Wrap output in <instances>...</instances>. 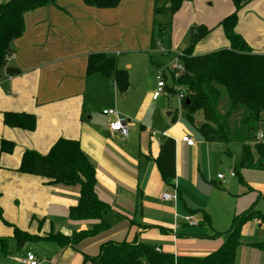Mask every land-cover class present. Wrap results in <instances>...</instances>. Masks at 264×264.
<instances>
[{
	"label": "crops",
	"instance_id": "1",
	"mask_svg": "<svg viewBox=\"0 0 264 264\" xmlns=\"http://www.w3.org/2000/svg\"><path fill=\"white\" fill-rule=\"evenodd\" d=\"M220 1L225 8L216 29L211 26L215 24L201 23L212 31L197 43L195 55L230 46L219 22L234 10V4ZM156 8L157 0H122L114 8L58 0L25 15V31L8 62V67L19 72L0 81V206L4 218L40 236L51 232L72 235L90 227L91 222L69 217L70 208L79 203V185L50 184L47 178L18 171L26 150L46 154L59 138L80 142L95 167L97 194L111 207L105 217L111 227L76 246L61 247L50 240L19 244L11 239L10 248L13 242L23 249L30 244L33 248L27 254L34 253L39 264H91L85 256H96L108 240L136 239L175 256L204 257L227 241L236 215L251 207L264 213V185L251 176L264 168H242V151L234 159L229 149L216 166L203 149L218 142L193 138L196 143L189 146L181 141L184 134H192L180 124L179 109L167 108L160 102L162 96L152 98L157 82L147 55L153 51ZM238 16L236 32L254 52L264 54V0H249ZM162 45L157 42L156 47ZM94 53L112 55L120 68L128 69L125 91L119 90L112 77L88 74V59ZM110 108L128 118V137L108 130L109 117L102 111ZM6 112L34 114L35 130L6 125ZM166 137L176 145L174 186L165 184L155 162ZM3 139L15 143L12 153L1 149ZM174 191L177 200L162 199L163 192ZM189 214L195 215L198 225L187 222ZM13 231L0 218V236L12 237ZM261 236L264 224L259 220L244 225L239 248L251 249L243 264H264V257H256L251 245L252 239ZM26 258L24 252L14 257L0 255V264H25Z\"/></svg>",
	"mask_w": 264,
	"mask_h": 264
},
{
	"label": "trees",
	"instance_id": "2",
	"mask_svg": "<svg viewBox=\"0 0 264 264\" xmlns=\"http://www.w3.org/2000/svg\"><path fill=\"white\" fill-rule=\"evenodd\" d=\"M58 0H0V81L10 76L6 74L8 62L16 51V40L25 31V15L35 9L56 4ZM85 4L98 8L117 7L122 0H83ZM184 0H170V8L178 10ZM249 0H232L234 10L224 17L219 26L223 28L230 46L205 54H194L198 42L206 37L212 28L204 24L191 28L190 45L179 54L178 61L183 70H173L172 83L166 89L173 94L184 93L182 108L187 119L207 142L229 143L240 141L243 150L240 155L242 168H264V141L256 142V133L264 120V54L252 50L247 41L236 32L238 13ZM160 9L156 8L155 12ZM156 25L159 34L165 27L154 22L152 46L157 43ZM171 42H169L170 50ZM88 74L102 73L112 77L120 91L129 87V71L120 68L116 57L105 53H94L88 59ZM165 89V92H166ZM229 107L220 110L223 97ZM201 112L203 120L195 124V114ZM237 115L238 119H234ZM4 123L11 127L33 131L37 118L31 113L6 112ZM15 143L3 139L1 149L12 153ZM155 162L166 185L174 186L176 177V145L172 138H164ZM18 171L47 178L50 184L79 185V203L71 207L69 217L77 222H91L87 230L72 235L51 232L48 235H33L9 223L4 218L0 206V218L12 226L13 236H0V255H10V242L19 244L28 241L50 240L59 246H76L83 240L94 237L109 229L111 224L106 215L111 210L108 203L101 200L96 191L97 178L93 163L83 152L76 139L59 138L46 154L35 150L23 153ZM257 219L264 224V213L249 208L233 219L229 236L215 252L204 256H175L171 252L158 250L153 244L138 241L108 240L100 245L96 256H85L91 264H235L237 250L242 244V229L250 221ZM264 250V242L251 243Z\"/></svg>",
	"mask_w": 264,
	"mask_h": 264
},
{
	"label": "rangeland",
	"instance_id": "3",
	"mask_svg": "<svg viewBox=\"0 0 264 264\" xmlns=\"http://www.w3.org/2000/svg\"><path fill=\"white\" fill-rule=\"evenodd\" d=\"M157 7L160 9V11L157 13L155 12L154 22L162 27H165V33L160 35L157 28L158 26L156 25L155 37L156 41H162L164 46L162 45V47H156L155 45L154 47H150L151 49L153 48V51L150 52L147 57L149 59V63H151L149 64L150 67H153V69H155L154 81L157 82V74L161 72L164 75V78L169 86L172 83L171 72L175 69V64L180 63L178 61L179 54L182 52V50L190 45L191 28L204 22L207 25L215 24L211 26H215L216 29V24L219 20L218 16L222 12V10H224L225 4L220 0H184L181 7L178 10L174 11L170 8V0H157ZM169 42H171L172 46H174L173 49H171L170 47L169 50ZM161 48H164L166 51L161 52ZM156 62L161 63V65L155 64ZM165 94L171 98L170 101H168L165 96H162L160 102L163 103L167 108L168 105L170 109L178 108V119L180 124H182L187 129V131L192 134V138H194L196 141H199L202 136L197 131L196 127L187 119L186 112L182 108L178 95L173 94V92L169 89H166ZM228 107V99L226 96H224L220 104V110L222 112H226ZM194 118L195 124L199 125L202 121V113H196ZM234 119H238V116L235 115ZM242 148L243 143L240 141L216 143L213 146L204 147L203 154L206 156L211 155V157L215 161V165L217 166L220 164V159L223 157V154L227 149L231 151L232 156L234 157V159H236L239 152L242 151ZM227 159L229 160L228 156ZM237 171H239V173L241 174L243 173V170L239 167L238 164ZM251 176L252 178H255L254 180H256V182L264 185V170H255L254 172H252ZM262 241H264V236L252 239L251 242ZM29 248L33 247L28 244V247L23 249V247H15V244L13 242L10 248V256L14 257L24 252V256L26 257L27 250ZM248 249L251 248L243 246L238 249L236 264H243L244 257H246L245 253L249 251ZM32 250L38 252L35 248ZM253 253H256V257H264L263 249L255 247Z\"/></svg>",
	"mask_w": 264,
	"mask_h": 264
},
{
	"label": "built area",
	"instance_id": "4",
	"mask_svg": "<svg viewBox=\"0 0 264 264\" xmlns=\"http://www.w3.org/2000/svg\"><path fill=\"white\" fill-rule=\"evenodd\" d=\"M177 68V69H176ZM176 71L180 72L183 70V66L181 63L175 64V69ZM167 87V82L164 78V75L159 72L157 74V88L152 94V98L154 100L160 98L165 94V89ZM179 101L182 105V100L184 98V93H180L178 95ZM104 115H107L109 117V122H108V130L112 133H118L123 137H128L129 135V124H128V118L124 115H121V113L116 109V108H110V109H104L102 111ZM256 142H262L264 141V120L261 123V126L259 127L257 133H256ZM181 141L187 143L189 146H194L195 145V140L189 135V134H184L181 137ZM231 176H235V172L231 173ZM219 178L224 179L225 176L224 174H219ZM162 199L164 200H177L178 199V193L176 191L174 192H163L161 195ZM187 222L191 226H196L198 225V220L193 214H189L186 216ZM159 250V248H157ZM25 264H39V260L37 259L36 255L32 252H29L27 254V258L25 260Z\"/></svg>",
	"mask_w": 264,
	"mask_h": 264
},
{
	"label": "water",
	"instance_id": "5",
	"mask_svg": "<svg viewBox=\"0 0 264 264\" xmlns=\"http://www.w3.org/2000/svg\"><path fill=\"white\" fill-rule=\"evenodd\" d=\"M19 70L15 67H7L6 68V74H13V73H18Z\"/></svg>",
	"mask_w": 264,
	"mask_h": 264
}]
</instances>
